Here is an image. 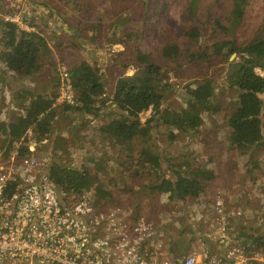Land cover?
I'll use <instances>...</instances> for the list:
<instances>
[{
    "label": "rangeland",
    "instance_id": "rangeland-1",
    "mask_svg": "<svg viewBox=\"0 0 264 264\" xmlns=\"http://www.w3.org/2000/svg\"><path fill=\"white\" fill-rule=\"evenodd\" d=\"M189 2L190 0H0V7L5 8L6 14L20 12L30 17L31 23L41 29L49 45V53L42 58L36 77L25 81L26 86L45 90L61 72L68 71L76 62L84 59L100 67L107 96L113 92L120 76H131L135 73L139 47L142 52L150 55L152 61L161 65L163 77L171 89L173 88L169 98L165 100L166 104L180 105L181 92L186 83L212 77L220 85L229 68L228 63L237 58L233 54L227 59L224 56H210L207 60L200 61L180 57L179 60L173 61L161 56V48L166 43H179L181 53L186 50L197 52L204 49L210 53L212 43L231 38L228 33L216 29L213 23L214 19L225 22L232 8V0H199L195 16L188 12ZM49 7L53 9L51 13ZM32 8H37V11L32 12ZM39 11L40 16L45 18L35 16L34 13ZM98 25L100 27L95 29ZM192 27L202 31V36L195 41L185 35ZM27 28L31 29L29 26ZM262 29L264 0H248L243 21L236 28L234 37L238 43H244ZM2 65L0 60V122L10 116L12 108L13 113H17L16 108L10 105V86L5 87ZM256 72L264 75V71L259 68H256ZM232 99V92L225 89L221 94L218 92L216 100L222 104L221 111L216 114H204L202 125L193 135L178 136L171 143H167L165 126H157L152 131L149 145H154L167 156H173L172 161L178 153L188 151L189 160L195 159V163L212 168L218 173L220 180H226L225 174L233 172L234 180L231 181L234 187H227L225 191L218 187L197 199H170L165 193L150 191L148 185L152 178L146 176V172L137 170L134 165L140 142H135L132 152L108 147L96 131V125L102 121L98 117L94 118L92 114L66 111L63 102L56 101L54 104L57 114L49 139L39 143L28 131L24 143L33 147V153L47 163L60 161L76 168L86 167L94 172L99 169V164L94 160L99 158L105 167L96 174V183L113 194L112 199L106 200L104 205H117L133 217L146 218L164 234L169 245H175L177 239H183V243L179 242L180 248H185H182L180 254L177 248H172L175 256L183 258L192 247H202V240L210 244L205 234L210 231L208 228L217 222L214 201L215 205L220 201L224 207V215L228 217L226 220L230 228L228 234L235 236L239 233L238 222H231L229 216L233 214V207L239 208L231 201L235 198L234 195L241 193L242 188H245L240 185L239 180L244 175V163L248 153L228 148L230 140L226 118L229 114L228 104ZM102 101L104 103L99 102L97 105L107 107L109 102L105 99ZM150 112L148 110L140 115L142 122ZM2 142L3 136L0 134V145ZM18 145L7 155L10 156ZM253 155L264 161V150L255 151ZM234 159L237 160L238 169L231 170L229 164ZM121 162L124 166L120 165ZM136 170L138 173H133ZM260 170L264 172V168ZM262 181L258 188L246 187L258 200L250 203L248 210L242 211L243 220L250 219L255 215L253 213L256 207H260V211L255 213H260L262 217H259L264 221V191L261 190L264 177ZM227 183L231 184L229 181ZM93 189L88 192L96 196ZM258 232L262 233L260 227ZM188 240L190 243L187 245ZM204 245L206 246L205 243ZM209 248L211 249L210 246ZM214 249L221 251L216 245ZM251 252L252 256L256 252L260 253Z\"/></svg>",
    "mask_w": 264,
    "mask_h": 264
},
{
    "label": "trees",
    "instance_id": "trees-1",
    "mask_svg": "<svg viewBox=\"0 0 264 264\" xmlns=\"http://www.w3.org/2000/svg\"><path fill=\"white\" fill-rule=\"evenodd\" d=\"M198 1L190 0V15L195 16ZM247 3L248 0H232V8L225 22L214 19L215 28L228 33L231 38L212 43L210 53L206 49L197 52L186 50L181 53L179 43H166L161 48V56L173 61L179 60L180 57L200 61L207 60L210 56H224L227 59L234 54L237 58L228 63L229 68L220 85L215 78L203 77L183 86L180 105L166 104L173 88L171 89L163 77L161 65L152 61L148 53L137 47L135 73L131 76H120L113 92L107 96L100 67L84 59L76 62L67 71L74 91V103H64L63 108L66 111L98 117L102 122L96 125V131L101 141L110 148L132 152L135 142L139 141L140 147L134 157V165L137 170L146 172V176L152 178L148 185L150 191L165 193L170 199H197L218 187L224 191L227 187H234L231 181L233 172L229 175L227 172L224 177L226 180H220L218 173L212 168L195 163V159L189 160L188 151L178 153L172 161L173 156H167L154 145H149L151 134L154 128L161 125L167 128V143H171L178 136L193 135L202 125L204 114H216L221 111L222 104L216 100L217 93L221 94L224 89L232 92L233 99L228 104L229 114L226 118L230 140L228 148L248 153L244 163V175L239 180L240 185L245 188H242L241 193L234 195L235 198L231 201L239 208L233 207L234 211L229 220L237 221L240 226L239 233L232 236V239L238 246L245 248L248 257L252 256L251 251H260L264 257V221L260 218V213V217L255 213L260 211V207H256L253 213L255 215L250 219L243 220L241 216L242 211L251 207L250 203L258 200L246 187L258 188L264 177V172L260 170L264 168V161L253 155L255 151L264 150V75L256 72V68L264 71V29L244 43H238L234 37L236 28L243 21ZM49 8L51 13L53 9ZM3 14L0 11V60L3 64L1 70L5 73V87L10 86V105L15 107L17 112L13 113L12 108L10 116L0 122V134L3 136L0 152L7 156L17 144L19 154L28 150V145L24 143L28 131L39 143L49 139L54 130L57 114L54 104L59 96L61 79L60 76L55 78L53 84L42 91L25 85V81L36 77L42 58L49 53V45L41 29L31 23L30 17L22 13V21L33 28L26 30L16 23L5 21ZM98 27L100 25L95 29ZM185 35L195 41L202 36V31L192 27ZM103 99L109 102L104 108L97 105L99 102L104 103ZM148 110L151 111L150 115L142 122L140 115ZM94 162L99 164V169L94 172L86 167L76 168L60 161H48L46 170L60 196L94 188L99 202H106L112 199V192L96 183V174L105 166L99 158ZM230 163L231 170L238 169L237 160H231ZM120 165L124 166V163L121 162ZM137 170L133 173L137 174ZM13 187L9 185L7 193H10ZM213 203L215 208V201ZM227 224L229 225L228 222ZM259 227L262 233L258 232ZM179 242L184 241L177 239L175 245H170V248H177L180 254L185 246L180 248ZM189 243L190 240L187 245ZM214 246L211 244L209 253L225 259L223 249L218 251ZM174 257L178 258V255ZM257 263L252 260L248 264Z\"/></svg>",
    "mask_w": 264,
    "mask_h": 264
},
{
    "label": "built area",
    "instance_id": "built-area-1",
    "mask_svg": "<svg viewBox=\"0 0 264 264\" xmlns=\"http://www.w3.org/2000/svg\"><path fill=\"white\" fill-rule=\"evenodd\" d=\"M22 13L3 14L5 21L28 29ZM56 101L73 104L74 91L67 71L60 73ZM15 149L0 152V264H248L263 262L256 252L248 257L228 234L227 217L220 201L218 218L209 227L202 247L176 258L166 237L142 216L133 217L120 206L104 205L91 192L60 196L47 162L33 153ZM9 185H13L7 193ZM214 228V229H213ZM200 239V238H198ZM207 239V240H208ZM206 244V246L204 245ZM211 244L225 259L210 254Z\"/></svg>",
    "mask_w": 264,
    "mask_h": 264
},
{
    "label": "crops",
    "instance_id": "crops-1",
    "mask_svg": "<svg viewBox=\"0 0 264 264\" xmlns=\"http://www.w3.org/2000/svg\"><path fill=\"white\" fill-rule=\"evenodd\" d=\"M30 10H31L32 12H36V11H37V8H36V9H33V8H32V9H30ZM0 11L3 12L4 14H6V13H5V8H4V7H0ZM39 13H40V11H39L38 13H34V14H35V16L38 17V16L41 15V14H39ZM34 14H33L32 16H34ZM26 17H27V16H26ZM258 263H259V262H258ZM262 264H264V261L262 262Z\"/></svg>",
    "mask_w": 264,
    "mask_h": 264
}]
</instances>
